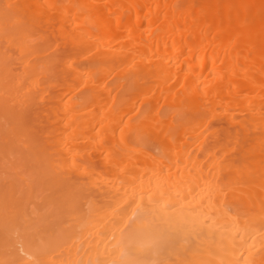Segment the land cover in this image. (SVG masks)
I'll return each mask as SVG.
<instances>
[{
	"label": "bare ground",
	"instance_id": "obj_1",
	"mask_svg": "<svg viewBox=\"0 0 264 264\" xmlns=\"http://www.w3.org/2000/svg\"><path fill=\"white\" fill-rule=\"evenodd\" d=\"M0 264H264V0H0Z\"/></svg>",
	"mask_w": 264,
	"mask_h": 264
}]
</instances>
